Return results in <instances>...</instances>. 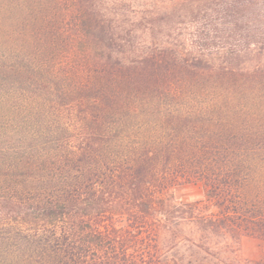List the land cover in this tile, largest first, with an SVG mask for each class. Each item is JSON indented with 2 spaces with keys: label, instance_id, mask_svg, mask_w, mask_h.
<instances>
[{
  "label": "trees",
  "instance_id": "1",
  "mask_svg": "<svg viewBox=\"0 0 264 264\" xmlns=\"http://www.w3.org/2000/svg\"><path fill=\"white\" fill-rule=\"evenodd\" d=\"M245 239L264 247V0H0V264H264L214 250Z\"/></svg>",
  "mask_w": 264,
  "mask_h": 264
},
{
  "label": "rangeland",
  "instance_id": "2",
  "mask_svg": "<svg viewBox=\"0 0 264 264\" xmlns=\"http://www.w3.org/2000/svg\"><path fill=\"white\" fill-rule=\"evenodd\" d=\"M172 31L174 37L183 39L186 47L192 45L194 27L189 22L175 26ZM175 196L179 202L183 203L206 199L204 187L200 183H193L179 188ZM226 243L231 244L229 249L225 248ZM234 249L235 245L230 240H221V243L219 242L214 250L215 252H220L221 258L226 262L264 258V247H259L256 241L250 239L242 241L238 252L234 251Z\"/></svg>",
  "mask_w": 264,
  "mask_h": 264
}]
</instances>
